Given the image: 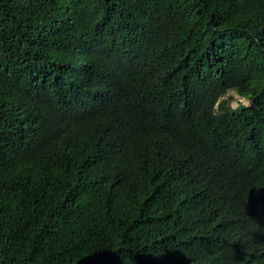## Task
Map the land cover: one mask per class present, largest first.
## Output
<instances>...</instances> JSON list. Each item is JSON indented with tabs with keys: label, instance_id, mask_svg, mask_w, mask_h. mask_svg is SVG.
I'll use <instances>...</instances> for the list:
<instances>
[{
	"label": "trees",
	"instance_id": "16d2710c",
	"mask_svg": "<svg viewBox=\"0 0 264 264\" xmlns=\"http://www.w3.org/2000/svg\"><path fill=\"white\" fill-rule=\"evenodd\" d=\"M0 264H264V0H0Z\"/></svg>",
	"mask_w": 264,
	"mask_h": 264
},
{
	"label": "rangeland",
	"instance_id": "374dc122",
	"mask_svg": "<svg viewBox=\"0 0 264 264\" xmlns=\"http://www.w3.org/2000/svg\"><path fill=\"white\" fill-rule=\"evenodd\" d=\"M220 100H225L226 105L236 107L239 103H244L247 105L252 104V100L245 98L244 96L239 95L236 91L234 90H229L227 91L221 98Z\"/></svg>",
	"mask_w": 264,
	"mask_h": 264
},
{
	"label": "clouds",
	"instance_id": "9594fccd",
	"mask_svg": "<svg viewBox=\"0 0 264 264\" xmlns=\"http://www.w3.org/2000/svg\"><path fill=\"white\" fill-rule=\"evenodd\" d=\"M245 106H247V105H245Z\"/></svg>",
	"mask_w": 264,
	"mask_h": 264
}]
</instances>
